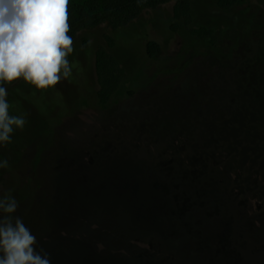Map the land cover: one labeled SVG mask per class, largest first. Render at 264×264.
<instances>
[{"label": "rangeland", "instance_id": "rangeland-1", "mask_svg": "<svg viewBox=\"0 0 264 264\" xmlns=\"http://www.w3.org/2000/svg\"><path fill=\"white\" fill-rule=\"evenodd\" d=\"M211 1L198 17L218 48L172 32L173 3L120 31L124 95L105 106V25L77 37L55 87L6 88L9 115L27 123L0 146V197L17 200L13 215L51 264H264V0L237 41Z\"/></svg>", "mask_w": 264, "mask_h": 264}, {"label": "clouds", "instance_id": "clouds-1", "mask_svg": "<svg viewBox=\"0 0 264 264\" xmlns=\"http://www.w3.org/2000/svg\"><path fill=\"white\" fill-rule=\"evenodd\" d=\"M69 0H0V82L23 78L37 89L55 87L61 73H71L68 56L73 38L68 35ZM7 91L0 86V146L23 130L24 116H10ZM8 161H0L7 168ZM17 200L0 197V264H51L43 250L36 251V236L22 218L14 216Z\"/></svg>", "mask_w": 264, "mask_h": 264}, {"label": "trees", "instance_id": "trees-1", "mask_svg": "<svg viewBox=\"0 0 264 264\" xmlns=\"http://www.w3.org/2000/svg\"><path fill=\"white\" fill-rule=\"evenodd\" d=\"M198 1L206 2V0H69L68 24L70 31L68 35L73 38V43L81 33L92 31L101 25L112 30L110 35L104 37L105 44L95 50V71L98 85L96 96L101 106L124 95L123 88L127 72L114 52L117 47L118 33L132 26L135 20L148 10H154L162 4L173 3L174 21L170 25V30L172 32L182 31L186 40L193 45L199 42L201 45L218 48L217 30L204 23L202 17L207 16L208 13H204L205 8L202 5L200 7L197 5ZM252 1L213 0L210 3L207 2L206 6L213 7L229 16L230 19L226 22L225 30H231V37L237 41L239 37L238 23L246 20V28L249 29L257 22V12L254 9L256 3ZM199 14L203 15L202 21L198 17ZM197 18L199 19L198 23L196 22ZM81 43L83 50L89 47L87 38H82ZM145 50L147 56L152 60L159 58L162 52L160 43L154 39H149L146 42ZM20 79L11 84L0 82V86L6 89L16 84ZM129 94L132 93L129 92Z\"/></svg>", "mask_w": 264, "mask_h": 264}]
</instances>
